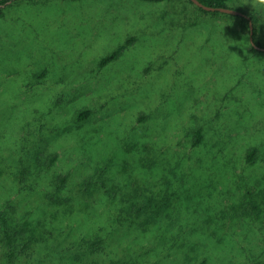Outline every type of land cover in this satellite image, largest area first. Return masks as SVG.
<instances>
[{
  "label": "rangeland",
  "instance_id": "374dc122",
  "mask_svg": "<svg viewBox=\"0 0 264 264\" xmlns=\"http://www.w3.org/2000/svg\"><path fill=\"white\" fill-rule=\"evenodd\" d=\"M248 3L228 7L257 14L264 43V10ZM250 30L192 0L8 3L0 210L13 264H264V50ZM6 250L0 235V264Z\"/></svg>",
  "mask_w": 264,
  "mask_h": 264
},
{
  "label": "trees",
  "instance_id": "16d2710c",
  "mask_svg": "<svg viewBox=\"0 0 264 264\" xmlns=\"http://www.w3.org/2000/svg\"><path fill=\"white\" fill-rule=\"evenodd\" d=\"M9 0H0V16H3L5 13V8L8 4ZM202 1L204 4L206 5H210V6H228V2L230 0H200ZM204 10L208 11V12H212L213 14H220L223 11L220 10H208L203 8ZM247 13V12H246ZM249 15V17L247 16H242L244 19L248 20L250 22V20H252L255 24L254 27V37H255V41L258 45L264 46V43H261L260 41H258L256 39V35H257V28H256V22L259 20V17L257 14L255 13H247ZM127 45V42H125L124 45H122L121 47L115 49L114 51H112L111 53H109L108 55L104 56L101 60V64L105 65L107 63H109L110 61L114 60L115 58H117L123 48ZM253 49H256V47L253 45ZM92 110L89 107H84L80 110H78L77 115H76V119L77 120H84L87 117H89V115L91 114ZM202 138V133L199 130V134H198V141H200ZM257 154V148H252L251 150H249L248 152V160L249 161H253L256 157ZM56 159V156H52L51 157V162L53 163L54 160ZM61 181L64 182L66 179V176H61ZM0 219H1V227H2V231H0V235H1V240H3L4 242V246L6 247V252H7V261L10 264H13L15 261V258L17 257L18 253L16 252V248H15V243H14V236H13V230L12 227L10 226V222H9V217L6 216V213L3 211V209L0 210ZM101 240L100 239H95L91 246L93 247V249H95L96 247H99ZM28 245H24V249L27 248ZM32 255V253H31ZM76 261L73 260L72 264H74ZM65 264V263H64ZM88 264H99L97 262V260H93L92 262L88 263ZM130 264H138V262H136L135 260L130 262ZM199 264H206V260L201 261Z\"/></svg>",
  "mask_w": 264,
  "mask_h": 264
},
{
  "label": "water",
  "instance_id": "95a60500",
  "mask_svg": "<svg viewBox=\"0 0 264 264\" xmlns=\"http://www.w3.org/2000/svg\"><path fill=\"white\" fill-rule=\"evenodd\" d=\"M12 0H9L8 3H10ZM193 2H195L196 4H198L199 6L205 8V9H208V10H220V11H223V12H229V13H234V14H238V15H243V16H247L249 17V15L242 11V10H239V9H235V8H231V7H228V6H218V7H215V6H210V5H206L204 4L202 1L200 0H192ZM250 27H251V35H250V39H251V42L252 44L256 47V48H259V49H263L264 50V46H261V45H258L255 41V37H254V22L252 20H250Z\"/></svg>",
  "mask_w": 264,
  "mask_h": 264
},
{
  "label": "clouds",
  "instance_id": "9594fccd",
  "mask_svg": "<svg viewBox=\"0 0 264 264\" xmlns=\"http://www.w3.org/2000/svg\"><path fill=\"white\" fill-rule=\"evenodd\" d=\"M248 4H251L254 10H256L257 8H261L262 10H264V0H251V3Z\"/></svg>",
  "mask_w": 264,
  "mask_h": 264
}]
</instances>
